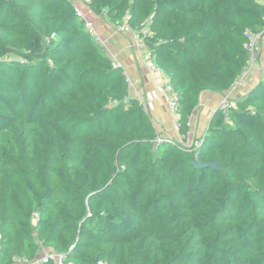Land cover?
Instances as JSON below:
<instances>
[{"label": "trees", "instance_id": "trees-1", "mask_svg": "<svg viewBox=\"0 0 264 264\" xmlns=\"http://www.w3.org/2000/svg\"><path fill=\"white\" fill-rule=\"evenodd\" d=\"M75 2L0 0V264L40 248L72 264H264V78L232 100V125L216 110L193 144L156 146L151 114ZM80 6L149 22L183 137L202 92L231 90L264 16L259 0Z\"/></svg>", "mask_w": 264, "mask_h": 264}, {"label": "crops", "instance_id": "crops-1", "mask_svg": "<svg viewBox=\"0 0 264 264\" xmlns=\"http://www.w3.org/2000/svg\"><path fill=\"white\" fill-rule=\"evenodd\" d=\"M89 20L96 28L101 39V45L116 65L123 68L129 82V94L149 105V113L156 126L157 133L165 137H172L185 145H191L205 133L212 114L217 110L223 97L222 93L204 91L199 96V102L189 118L188 133L182 136L175 129V118L169 111L164 95L156 88L159 80L165 75L149 70L143 61L142 55L145 47L141 49L130 33H118L115 24L103 16L89 14ZM264 53V41L261 46ZM264 78V70L256 62L241 84L230 94L231 101L246 94L250 88ZM233 102V101H232ZM40 248L37 258L44 252Z\"/></svg>", "mask_w": 264, "mask_h": 264}, {"label": "built area", "instance_id": "built-area-1", "mask_svg": "<svg viewBox=\"0 0 264 264\" xmlns=\"http://www.w3.org/2000/svg\"><path fill=\"white\" fill-rule=\"evenodd\" d=\"M90 0H77V2L74 4V10L76 13V16L85 22V27L88 33L93 37L94 40L101 43V39L98 35V32L96 28L94 27L93 23L89 20L88 15L92 13L91 9L86 7V10L83 9L80 5L86 6V4ZM264 4V0H259ZM105 12V11H103ZM127 17L128 13L125 15L124 20L121 23H116V28L118 31L123 33H130L133 37V39L137 42V46L141 49V47H145V50L143 52L142 58L144 63L146 64L147 68L153 72H159L163 74L160 67H158L154 60L153 55L151 54L150 50L145 46L144 44V37L149 35V22L147 21L145 24H143V27L138 30L132 29L127 24ZM263 25L257 32H251L250 30H246V36L247 40L243 44L244 49L248 52V58L246 60V64L240 71L239 75L237 76L236 80L233 82L231 86V90L224 94L217 110H221L224 114V120L228 125H232L231 116H230V108L233 105V102L231 101L230 94L232 91L240 85L243 78L246 76V74L250 71L252 66L258 62L261 66V69L264 70V53L261 48L262 42L264 41V16L262 17ZM128 80V79H127ZM156 88L162 92L164 95V98L167 102L169 111L173 114L175 118V129L179 131V101H178V95L174 92L173 87L166 76L165 79L159 80L156 84ZM143 103L144 110L149 112L150 107L145 102ZM189 126V122L187 123ZM176 139L172 137H165L161 133H157L154 138V143L156 146L164 143V142H171L176 143ZM181 142V141H180ZM182 143V142H181ZM195 146L198 147L199 143H195ZM34 217L37 218L38 215L34 214ZM71 249V248H70ZM15 262L14 264H36L38 262H47L51 261L53 264H72L65 262V255L59 252H55L52 250H46L39 258H35L34 260L30 261L26 256H13ZM98 264H106L103 261H100Z\"/></svg>", "mask_w": 264, "mask_h": 264}, {"label": "water", "instance_id": "water-1", "mask_svg": "<svg viewBox=\"0 0 264 264\" xmlns=\"http://www.w3.org/2000/svg\"><path fill=\"white\" fill-rule=\"evenodd\" d=\"M194 165L196 167H199V168H201V167H213V168H216L217 167L216 163H214V162H202V163L194 162Z\"/></svg>", "mask_w": 264, "mask_h": 264}, {"label": "rangeland", "instance_id": "rangeland-1", "mask_svg": "<svg viewBox=\"0 0 264 264\" xmlns=\"http://www.w3.org/2000/svg\"><path fill=\"white\" fill-rule=\"evenodd\" d=\"M115 29H116V31H117L118 33H123V32L118 31V29L116 28V24H115ZM248 73H249V72H248ZM248 73H247V74H248ZM247 74H246V75H247ZM245 77H246V76H245ZM245 77H244V78H245ZM244 78H243V79H244ZM241 82H242V81H241ZM240 84H241V83H240ZM236 88H237V87H236ZM236 88H235V89H236Z\"/></svg>", "mask_w": 264, "mask_h": 264}]
</instances>
